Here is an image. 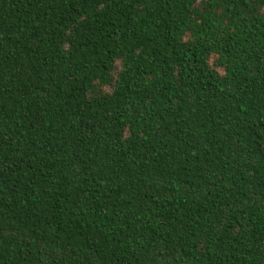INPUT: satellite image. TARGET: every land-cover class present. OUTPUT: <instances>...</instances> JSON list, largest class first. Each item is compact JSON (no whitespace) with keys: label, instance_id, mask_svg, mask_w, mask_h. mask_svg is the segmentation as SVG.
<instances>
[{"label":"trees","instance_id":"trees-1","mask_svg":"<svg viewBox=\"0 0 264 264\" xmlns=\"http://www.w3.org/2000/svg\"><path fill=\"white\" fill-rule=\"evenodd\" d=\"M0 264H264V0H0Z\"/></svg>","mask_w":264,"mask_h":264}]
</instances>
